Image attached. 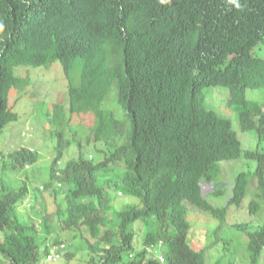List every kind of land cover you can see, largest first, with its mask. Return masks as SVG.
Instances as JSON below:
<instances>
[{
    "label": "trees",
    "instance_id": "obj_1",
    "mask_svg": "<svg viewBox=\"0 0 264 264\" xmlns=\"http://www.w3.org/2000/svg\"><path fill=\"white\" fill-rule=\"evenodd\" d=\"M263 40L264 0H0V133L17 120L11 94L15 103L28 84L16 67L58 61L67 88V102L53 104L48 115L57 143L39 184L31 185L25 169L38 162L35 150L19 147L0 165L25 169L15 177L18 187L0 185V264H38L50 239L51 245L68 240L52 229L51 207L62 231H87V264H161L149 246L168 264H245L208 260L211 245L192 246L189 205L217 220V229L244 234L247 264H257L264 224L226 217L228 207L242 205L254 177L248 214L264 202V153L242 149L232 121L205 107V90L226 87L240 130L264 140V110L246 97L248 89L264 93V54L253 50ZM78 117L89 119V130L80 139L75 131L65 137ZM72 143L75 156L61 164ZM85 147L100 158L85 155ZM241 156L255 168L236 174L225 206L214 204L202 184L219 174L222 162ZM122 194L129 199L114 207ZM30 196L43 206L42 214L31 208L38 222L19 212ZM133 223L144 229L141 237Z\"/></svg>",
    "mask_w": 264,
    "mask_h": 264
},
{
    "label": "rangeland",
    "instance_id": "obj_2",
    "mask_svg": "<svg viewBox=\"0 0 264 264\" xmlns=\"http://www.w3.org/2000/svg\"><path fill=\"white\" fill-rule=\"evenodd\" d=\"M257 55L264 54V40L259 43L253 49ZM29 70V71H28ZM14 72L19 75H28V84L19 91V97L14 103L16 93L13 92L10 97V104L13 106L12 110L17 114V120L6 124L2 132L0 133V165L2 161L9 162V153L19 147H26L35 150L39 153L38 162L33 166H29L25 169L28 170L30 178L32 180L31 185L39 184L40 177L49 172L52 159L55 155V145L57 143L56 125H54L48 115L51 114V107L53 104H63L67 102V88L66 79L61 70L59 62H55L47 67H16ZM205 107L213 109L220 116L228 118L232 121L237 136L241 142L242 149L245 151L258 150L264 153V140L259 141L258 133L255 130L241 131L239 128L238 112L228 103L229 90L224 86H209L205 90ZM246 97L251 101H256L264 110V93L261 89H248ZM112 98H109L106 105L110 108ZM111 109V108H110ZM118 115H121L120 108L113 109ZM78 126H72L66 128L65 137L71 134V131H75V138L80 139L83 134H86L90 127L89 119L77 118L76 122ZM81 130L83 133L80 135L78 132ZM102 147V146H101ZM77 151L74 143L69 146L64 152V158L61 160V164H64L75 156ZM85 155L91 157L97 161L100 156L96 154L91 148L85 147ZM2 157V159H1ZM11 162V161H10ZM120 168L121 164H114ZM256 166V162L253 159H245L241 156L238 159L222 162L220 166V172L209 180V183L202 184L204 187V194L208 195V199L218 206H225L227 199L231 194L232 183L236 174L240 171H252ZM0 166V185L2 183L8 184L11 187H18L21 184V180H16L15 177L20 178L25 173V169H20L16 172L7 169L2 171ZM256 179L251 180L248 185L246 196L240 207L231 205L227 210L228 223L234 222H250L253 220V226L264 224V202H261V206L254 214H248V204L255 194ZM223 189V193L219 195H213L214 189ZM42 190V188L40 187ZM65 189V187H63ZM38 191V190H37ZM44 191V190H43ZM212 191V192H211ZM38 196L39 192H33ZM117 193V191H116ZM114 191L110 192L111 196L116 194ZM119 194V193H118ZM64 192H59L57 199L62 200ZM117 196V195H116ZM32 196L27 198L19 207V212L23 216L32 217L35 222H38V218L33 214L31 208L34 204L36 211L43 213V206L40 198L34 202L31 199ZM40 197L45 198V201H52L53 198L44 197L42 194ZM129 199L128 196L122 194L118 195L114 207L119 208L121 204H125ZM132 199V197H131ZM54 201V200H53ZM55 202V201H54ZM52 206V205H51ZM190 211L188 214L189 222L193 224V232L191 233L192 246L195 249L201 248V245H211L209 250L206 251V257L211 260L210 255L215 256L212 259L214 261L218 256H221L220 261L226 262L229 259L235 258L237 262L247 264L245 258V252L241 236L244 234L237 231L234 227L223 226L217 229V220L210 218L207 213L200 212L197 208L189 205ZM48 221L52 224V229L61 236V238H68V240L62 241L64 243L51 245V239L48 241L50 249L59 246V257L56 259H49L44 264H87L86 259L89 254V250L85 248L82 237H88V233L85 229L81 231L74 229L75 231H62L64 226L56 215L53 207L48 211ZM197 214H200L199 216ZM133 227H138V223H133ZM70 230V229H69ZM143 228L138 227L137 236L141 237ZM199 231L200 234L194 231ZM75 233V234H73ZM75 235V237L73 236ZM202 235V237H200ZM51 236H55L54 233ZM49 236V238H51ZM73 236V237H72ZM246 241V240H245ZM197 242V244L195 243ZM82 246V251L77 249V246ZM50 251V250H49ZM87 255V256H86ZM238 255L242 257H237ZM237 257V258H236ZM257 264H264V253L258 260Z\"/></svg>",
    "mask_w": 264,
    "mask_h": 264
},
{
    "label": "built area",
    "instance_id": "obj_3",
    "mask_svg": "<svg viewBox=\"0 0 264 264\" xmlns=\"http://www.w3.org/2000/svg\"><path fill=\"white\" fill-rule=\"evenodd\" d=\"M147 249L148 251L155 253L156 257L158 258L161 264H168L162 254L155 252V249L150 246ZM59 250V246L54 247V249L51 248L48 254L46 255V258L38 264H44V262L48 261L49 259H56L57 257H59Z\"/></svg>",
    "mask_w": 264,
    "mask_h": 264
},
{
    "label": "clouds",
    "instance_id": "obj_4",
    "mask_svg": "<svg viewBox=\"0 0 264 264\" xmlns=\"http://www.w3.org/2000/svg\"><path fill=\"white\" fill-rule=\"evenodd\" d=\"M22 76V75H21ZM25 76V75H24ZM29 77V76H28Z\"/></svg>",
    "mask_w": 264,
    "mask_h": 264
}]
</instances>
